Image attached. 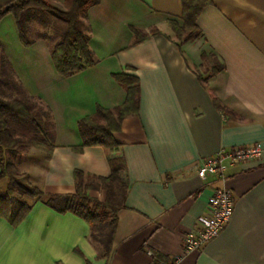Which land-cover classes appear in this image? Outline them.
I'll use <instances>...</instances> for the list:
<instances>
[{
    "label": "crops",
    "instance_id": "obj_1",
    "mask_svg": "<svg viewBox=\"0 0 264 264\" xmlns=\"http://www.w3.org/2000/svg\"><path fill=\"white\" fill-rule=\"evenodd\" d=\"M47 1L64 7V0ZM205 1L199 34L179 40L168 20L181 24L182 0H96L80 18L96 64L68 77L51 59L59 40L49 43L52 36L43 33L25 47L14 18H3L0 52L24 96L51 120L46 150L28 138L8 154L45 195L73 193L77 170L90 179L110 175L101 147L73 149L82 144L77 123L98 107L124 103L113 74L137 77L140 94L138 114L113 135L128 191L109 254L92 242L87 221L25 197L31 210L19 225L0 219V264H264V0ZM39 17L29 13L28 31ZM134 31L147 37L138 41ZM255 143L260 159L225 172L232 219L200 251L186 253L185 234L208 215V197L222 185L212 176L199 179L197 167L219 151ZM88 194L105 198L104 191Z\"/></svg>",
    "mask_w": 264,
    "mask_h": 264
},
{
    "label": "trees",
    "instance_id": "obj_2",
    "mask_svg": "<svg viewBox=\"0 0 264 264\" xmlns=\"http://www.w3.org/2000/svg\"><path fill=\"white\" fill-rule=\"evenodd\" d=\"M95 2L96 0H64V7L59 8L51 5L47 0H0V22L11 15L15 20L21 43L28 47L31 43L27 36L28 26L25 19L31 11L50 12L63 20L65 28L51 50V59L56 73L68 77L96 64L80 19ZM182 2L184 12L181 24L175 20H168L169 28L179 40L185 36L199 34L196 19L208 4L205 0H182ZM134 33L138 41L147 37L135 31ZM156 34L157 32H154L152 35ZM4 68L13 73L8 61L0 52L1 71ZM112 78L125 89L124 103L112 111L98 107L94 116L80 119L77 127L82 144L73 148L79 152L84 147H101L107 156L110 175L90 179L77 170L74 172L75 189L71 194L45 195L29 183L28 175L19 174L17 167L4 159L5 151L13 149L19 143L9 130V117L33 121V114L17 99L8 102L0 98V180L5 178L8 182L6 189L0 192V219L6 220L15 227L31 210L24 197L41 200L59 214L70 212L87 221L92 231V242L100 253L105 256L109 254L116 229L117 214L125 206L128 191L126 165L123 158L117 155V144L113 135L120 130L124 118L138 114L140 94L137 77L121 72L113 74ZM22 94L23 100L29 99L24 96L23 91ZM31 144L37 149L45 150L48 146L45 138L33 139ZM91 190L104 191V200L91 198L88 194Z\"/></svg>",
    "mask_w": 264,
    "mask_h": 264
},
{
    "label": "built area",
    "instance_id": "obj_3",
    "mask_svg": "<svg viewBox=\"0 0 264 264\" xmlns=\"http://www.w3.org/2000/svg\"><path fill=\"white\" fill-rule=\"evenodd\" d=\"M261 155L262 148L259 143L238 146L207 157L197 167L196 174L199 179L204 180L212 176L222 185L215 188L208 197V215L199 217L197 229L185 234L183 245L186 253L200 251L206 244L218 237L232 219L234 201L230 190L224 186L227 168L233 164L258 160Z\"/></svg>",
    "mask_w": 264,
    "mask_h": 264
},
{
    "label": "rangeland",
    "instance_id": "obj_4",
    "mask_svg": "<svg viewBox=\"0 0 264 264\" xmlns=\"http://www.w3.org/2000/svg\"><path fill=\"white\" fill-rule=\"evenodd\" d=\"M33 12L38 13L40 17L38 19H31L32 21H29L32 30L30 29L27 32L28 38L34 39L38 35H42L43 33H45L48 36H52L49 43L53 44L57 42L60 39L62 30L65 28V22L49 12ZM47 17H54L55 20H50ZM22 95L23 94L21 87L19 86V83L14 79L13 73L11 74L10 71L6 68H4L2 71L0 69V98L6 99V101L8 102L11 99H17L21 101L23 105H26L29 108L30 112L33 114V121L23 120L17 117H9L8 120L10 123V131L14 134V136H18L14 137V139H17L19 142L21 141L20 144L22 145L28 143L26 141L28 138H33L36 140L45 138L47 139L48 143L51 142L49 140L51 134V131L49 130V127H51V120L47 109L44 106H41V104L35 99L26 98L25 100H23ZM19 136L21 137V140L18 139ZM17 146L18 144L13 149H15ZM13 149L7 150L4 153V159L8 162H11L8 153H10ZM21 149H23V147ZM15 163L13 162L14 165ZM19 174L22 173L19 171ZM3 183L6 187L7 180H4ZM29 183L31 184L30 178Z\"/></svg>",
    "mask_w": 264,
    "mask_h": 264
}]
</instances>
